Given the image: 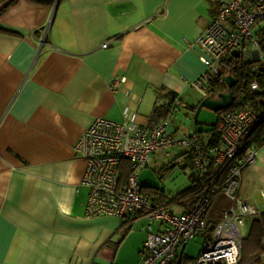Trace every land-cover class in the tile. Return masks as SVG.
Returning a JSON list of instances; mask_svg holds the SVG:
<instances>
[{
  "label": "crops",
  "instance_id": "obj_1",
  "mask_svg": "<svg viewBox=\"0 0 264 264\" xmlns=\"http://www.w3.org/2000/svg\"><path fill=\"white\" fill-rule=\"evenodd\" d=\"M226 1L3 4L8 7L0 12V264L113 263L124 221L86 216V161L75 145L97 118L160 121L155 108L172 96L182 103L169 126L178 138V117L198 106L202 93L196 85L208 74L198 38ZM263 137L264 120L251 142L259 146ZM262 152L264 145L253 172L264 184ZM254 219L264 230V218ZM140 221L145 220L133 225Z\"/></svg>",
  "mask_w": 264,
  "mask_h": 264
},
{
  "label": "built area",
  "instance_id": "obj_2",
  "mask_svg": "<svg viewBox=\"0 0 264 264\" xmlns=\"http://www.w3.org/2000/svg\"><path fill=\"white\" fill-rule=\"evenodd\" d=\"M263 28L264 0L224 2L198 38L204 51L201 60L209 75L218 74L224 58L234 50L244 61L264 64L257 39V32ZM198 84L197 89L204 95L205 86L202 81ZM249 89L255 96L261 95V103L257 108L239 107L223 113L218 123L220 141L215 146L206 138L203 143L194 131L183 139L171 136L169 120L140 125L133 120L102 118L95 119L76 143V154L86 161L81 180V185L88 189L86 216L117 217L124 221L127 230L133 229L136 219L146 220L147 238L138 264H264L262 256L242 262L245 218H264V196L260 208L250 202L264 193V184L253 172L259 147L251 142L252 133L264 120V90L256 80L249 84ZM181 104L180 100L176 102L175 113ZM181 146L194 153L191 176L197 182L200 198L175 213L143 197L139 175L152 154ZM123 162L129 164L124 183L119 175ZM217 197L228 199L229 206L220 221L207 223L205 217ZM155 224L161 225L156 232ZM196 237L205 239L199 256H180L179 246ZM261 246L264 252V238Z\"/></svg>",
  "mask_w": 264,
  "mask_h": 264
},
{
  "label": "rangeland",
  "instance_id": "obj_3",
  "mask_svg": "<svg viewBox=\"0 0 264 264\" xmlns=\"http://www.w3.org/2000/svg\"><path fill=\"white\" fill-rule=\"evenodd\" d=\"M199 96V95H198ZM199 97L197 100H200ZM195 107V105H192ZM186 116L178 117L180 131H177V139H183L190 134L196 127L200 129H207L209 125L217 122L218 116L216 112L208 109H203L198 117V121H194V114L190 111L186 112ZM173 119V118H172ZM169 119V126L173 127V120ZM198 124V125H196ZM195 127V128H194ZM262 127V126H261ZM173 131L174 128H172ZM175 134V133H174ZM257 137V132L253 138ZM187 148L184 146L171 150L169 152L159 150L152 154L147 167L140 172L139 182L142 186L157 187L165 190L169 197H175L180 192L186 190L191 186L190 169L182 167L180 163L181 154L186 152ZM264 152H262V156ZM178 163V165H175ZM168 168V170H166ZM257 206L262 205L263 197H257L250 201ZM229 206V201L226 198L217 197L210 206L208 220L214 217L215 220L220 221L224 210ZM253 217L245 218L244 234L245 239L242 250V262L253 260L261 255L263 252L261 247V240L263 237V227L258 223H254ZM147 222L140 221L133 226L132 230H123V233L118 239H122L119 246L112 251L113 263L111 264H138L140 261L141 251H138V244L143 248L144 242L147 238L145 230ZM157 225H154V231H157ZM205 239L203 237H196L191 239L187 244L179 246V255L188 258H197L200 254L202 245ZM264 261V255L261 257ZM109 264V263H105Z\"/></svg>",
  "mask_w": 264,
  "mask_h": 264
},
{
  "label": "trees",
  "instance_id": "obj_4",
  "mask_svg": "<svg viewBox=\"0 0 264 264\" xmlns=\"http://www.w3.org/2000/svg\"><path fill=\"white\" fill-rule=\"evenodd\" d=\"M9 1L10 0H0V12H2L5 8L8 7V6H3V4ZM16 1L17 0H11L12 2L11 4L15 3ZM257 38L260 43V48L264 53V28L260 29L257 32ZM228 76H231L235 79V85L232 87V92L235 95L236 100L233 107L227 110L216 112L218 116L217 122L215 124L209 125V128L200 129L196 127L193 130L194 133L199 134V136L203 140V143L206 141L204 140L206 138L207 141L210 142L211 145L213 146L219 144L220 141L218 123L223 113L238 109L239 107L257 108L258 104L261 103L262 101L261 95L255 96L250 93L249 84L252 81L256 80L260 83L261 88L264 90V64L262 63L260 65L259 62L254 60L244 61L242 56L235 58L232 54H228L224 58L221 64L220 72L218 74L209 75L208 73L205 77L201 78L200 81L204 82V86L206 89V93L204 95L202 94V98L207 96H211L212 98H218L221 93L227 92L228 86L225 82V79ZM178 100H180L178 96H172L169 102L165 103L164 105L157 106L155 108L154 116H157L158 117L157 119H159L160 121L172 119V117L175 115V110H176L175 104ZM196 109L197 107L192 108L191 110L192 114H195ZM191 133L188 134L187 136H191ZM170 135L172 136V134ZM263 145H264V137L260 138L259 146L258 145L257 146L260 148ZM181 157L184 158L181 161V164L183 163L182 167L190 169L191 186L186 190L177 194L175 197H173V200H170V197L163 189L157 187H151V186H146V187L142 186V194L145 199L156 205H165L171 211L172 209L170 207L174 204L182 206L184 211L189 205H193L199 200L200 198L199 187L197 185V182L191 176V168L194 160V153L193 151L187 148L186 152L182 154ZM175 165H178V163H175ZM166 170H168V168H166ZM128 173H129V164L127 162H123L121 166V171L119 173L120 180L122 183L126 182ZM208 214L205 217V221L207 223L218 222L217 220L214 219V217L208 220L207 218ZM156 225L158 226V228L159 226H161L160 224H156ZM188 259H194V258H188Z\"/></svg>",
  "mask_w": 264,
  "mask_h": 264
},
{
  "label": "water",
  "instance_id": "obj_5",
  "mask_svg": "<svg viewBox=\"0 0 264 264\" xmlns=\"http://www.w3.org/2000/svg\"><path fill=\"white\" fill-rule=\"evenodd\" d=\"M231 54L235 58H238L240 56V53L237 50L232 51ZM225 82L228 86L227 92L221 93L218 98H212L211 96H207L200 100L194 114L195 122L198 121V117L203 109H208L213 112H220L233 107L236 97L232 92V87L235 85V79L231 76H228L225 79Z\"/></svg>",
  "mask_w": 264,
  "mask_h": 264
},
{
  "label": "bare ground",
  "instance_id": "obj_6",
  "mask_svg": "<svg viewBox=\"0 0 264 264\" xmlns=\"http://www.w3.org/2000/svg\"><path fill=\"white\" fill-rule=\"evenodd\" d=\"M258 39V38H257Z\"/></svg>",
  "mask_w": 264,
  "mask_h": 264
}]
</instances>
